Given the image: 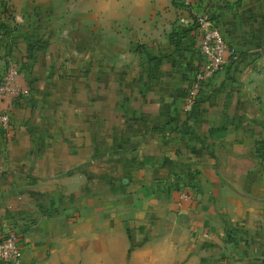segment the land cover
<instances>
[{
    "label": "crops",
    "instance_id": "crops-1",
    "mask_svg": "<svg viewBox=\"0 0 264 264\" xmlns=\"http://www.w3.org/2000/svg\"><path fill=\"white\" fill-rule=\"evenodd\" d=\"M199 2L237 57L184 111L206 62L173 0H0V73L26 90L0 233L23 264H264V0Z\"/></svg>",
    "mask_w": 264,
    "mask_h": 264
},
{
    "label": "built area",
    "instance_id": "built-area-1",
    "mask_svg": "<svg viewBox=\"0 0 264 264\" xmlns=\"http://www.w3.org/2000/svg\"><path fill=\"white\" fill-rule=\"evenodd\" d=\"M173 1L179 10L175 17L176 25L183 27L193 25L197 52L205 58L206 62L194 72L186 87L182 109L188 111L193 104L201 81L217 71L228 58H234L235 54L229 49L215 26L208 7L202 5L199 0ZM6 12H10L9 7ZM18 73L17 64L10 58L7 59L0 73V102L4 103L0 107V131L4 137H9L11 129L8 117L9 106L19 94L26 92L18 83ZM189 197L185 191H179V199H188ZM0 260L6 264H23L18 235L13 229H7L0 233Z\"/></svg>",
    "mask_w": 264,
    "mask_h": 264
},
{
    "label": "trees",
    "instance_id": "trees-1",
    "mask_svg": "<svg viewBox=\"0 0 264 264\" xmlns=\"http://www.w3.org/2000/svg\"><path fill=\"white\" fill-rule=\"evenodd\" d=\"M185 30H189V31H192V34L194 35V37H195V30H194V27H193V25H190V26H186V27H182V28H180L179 30H176L175 32H171V34H178V33H181V32H184ZM236 57H237V55H235V57L234 58H231L230 60H235L236 59ZM200 85H201V83H200ZM200 87V86H199ZM196 96H197V94H196ZM195 100H196V97H195V99H194V101H193V104H194V102H195ZM192 104V105H193ZM192 107V106H191ZM255 150L256 151H258L259 153H260V157H262L263 159H264V136L261 138V139H259L258 141H256V147H255Z\"/></svg>",
    "mask_w": 264,
    "mask_h": 264
}]
</instances>
